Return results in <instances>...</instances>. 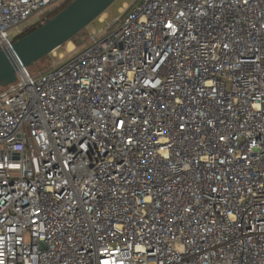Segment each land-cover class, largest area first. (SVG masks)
<instances>
[{"label":"built area","instance_id":"1","mask_svg":"<svg viewBox=\"0 0 264 264\" xmlns=\"http://www.w3.org/2000/svg\"><path fill=\"white\" fill-rule=\"evenodd\" d=\"M63 1L0 0V49ZM120 12L0 87V264H264V0Z\"/></svg>","mask_w":264,"mask_h":264},{"label":"water","instance_id":"2","mask_svg":"<svg viewBox=\"0 0 264 264\" xmlns=\"http://www.w3.org/2000/svg\"><path fill=\"white\" fill-rule=\"evenodd\" d=\"M114 1L71 0L38 27L16 39L10 49H0V87L16 80L18 67L26 68L70 41Z\"/></svg>","mask_w":264,"mask_h":264},{"label":"rangeland","instance_id":"3","mask_svg":"<svg viewBox=\"0 0 264 264\" xmlns=\"http://www.w3.org/2000/svg\"><path fill=\"white\" fill-rule=\"evenodd\" d=\"M141 0H115L106 10H105V14L107 15L105 20L103 22H100L98 19L93 20L90 24H88L85 28H83L80 32H78L76 35H74L71 38V42L74 44L75 46V50L71 53H68L65 49L66 47V43L62 46L59 47L58 49V53L59 54H64L65 55V59L67 60L71 57H73L75 54H77L79 51H81L82 49H84L87 45V35L91 32L92 29L95 30V32H109L112 31L113 29H115L117 27V25H113V26H109V24L116 20L117 18L121 17V12H120V8L123 9L125 6H133L135 3H139ZM33 18L30 17V19ZM42 23V22H40ZM57 60V59H55ZM53 64L52 59L50 58L49 55H46L45 57H43L42 59L34 62L33 64L29 65L26 67L27 71L32 74L35 75L37 73L43 72L48 70Z\"/></svg>","mask_w":264,"mask_h":264},{"label":"trees","instance_id":"4","mask_svg":"<svg viewBox=\"0 0 264 264\" xmlns=\"http://www.w3.org/2000/svg\"><path fill=\"white\" fill-rule=\"evenodd\" d=\"M71 0H65L63 1L60 5H58L57 7H55L53 10H51L50 12L47 13V15L42 18L40 21H38L37 23H34L32 25L27 26L18 36L16 39L20 38L21 36L29 33L30 31H32L33 29H35L36 27H38L41 23L43 22V20L47 17H51L53 16L55 13H57L59 10H61L63 7H65Z\"/></svg>","mask_w":264,"mask_h":264},{"label":"bare ground","instance_id":"5","mask_svg":"<svg viewBox=\"0 0 264 264\" xmlns=\"http://www.w3.org/2000/svg\"><path fill=\"white\" fill-rule=\"evenodd\" d=\"M65 45H66V47H67L68 49H72V47H73V44H72L71 41H68Z\"/></svg>","mask_w":264,"mask_h":264},{"label":"snow or ice","instance_id":"6","mask_svg":"<svg viewBox=\"0 0 264 264\" xmlns=\"http://www.w3.org/2000/svg\"><path fill=\"white\" fill-rule=\"evenodd\" d=\"M245 2H247V0H245Z\"/></svg>","mask_w":264,"mask_h":264}]
</instances>
